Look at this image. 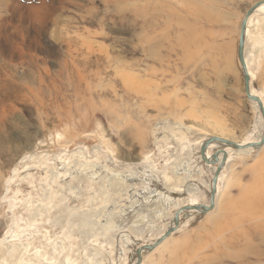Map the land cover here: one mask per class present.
Listing matches in <instances>:
<instances>
[{"label": "rangeland", "instance_id": "374dc122", "mask_svg": "<svg viewBox=\"0 0 264 264\" xmlns=\"http://www.w3.org/2000/svg\"><path fill=\"white\" fill-rule=\"evenodd\" d=\"M259 1L0 0V99L19 86L0 109V264H133L210 204L201 144L264 132L237 53ZM245 53L264 100V14ZM227 151L214 213H183L143 264H264V147Z\"/></svg>", "mask_w": 264, "mask_h": 264}, {"label": "water", "instance_id": "95a60500", "mask_svg": "<svg viewBox=\"0 0 264 264\" xmlns=\"http://www.w3.org/2000/svg\"><path fill=\"white\" fill-rule=\"evenodd\" d=\"M264 5V0H261L257 2L256 4L252 5L245 13L241 25H240V32H239V42H238V59L242 67V74L244 79V90L246 93V96L248 100L257 103V107L261 113L262 119L264 121V103L262 99L259 96H256L252 94L251 91V76L248 71V66L245 59V45H246V36H247V27H248V21L250 17L255 13V11L260 7ZM264 123V122H263ZM223 144L226 147L224 149H219L212 156H208V150L212 145L215 144ZM264 147V132L261 136L259 141L252 142L251 144H241L237 143L231 140L219 138L217 136H212L210 138H207L200 147L199 156L201 157V160L207 164V165H215L216 169L213 175V178L211 180V192H210V204L209 206L206 204H199L196 206L192 205H185L180 207L172 220L171 225L168 227V229L156 240H154L151 243H146L141 246H139L136 250V261L133 264H143L144 252H152L156 249H158L168 238H170L178 229L180 226L181 216L183 213H187L190 211H198L203 214H206L210 211H212L216 206V197L218 193V182L220 179V176L224 169H226V166L229 162V154L227 151V148H231L234 151H243L247 149H260ZM220 156H222V159H220Z\"/></svg>", "mask_w": 264, "mask_h": 264}, {"label": "bare ground", "instance_id": "6f19581e", "mask_svg": "<svg viewBox=\"0 0 264 264\" xmlns=\"http://www.w3.org/2000/svg\"><path fill=\"white\" fill-rule=\"evenodd\" d=\"M258 14H264V5H262V6H260L256 11H255V13L250 17V19H249V21H248V27H247V36H246V39L248 40V37H249V35H250V27L255 23V17L258 15ZM8 54H11V52H9ZM245 59H246V63H247V66H248V71H249V73H250V76H252V72H251V70H250V62H251V59L249 58V56L245 53ZM7 88H8V92H7V94L5 95V98H4V100L3 99H0V109L1 110H4V112H5V110H8V111H12L13 110V107H11L10 109H8L7 108V104L9 105V107H10V105L12 106V103H11V101H13V99L12 98H14L15 96H14V94L16 93V92H18L19 91V86L17 85V84H8L7 85ZM251 91H252V94H254V95H256V96H259L253 89H251ZM246 94V93H245ZM259 97H261V96H259ZM262 98V97H261ZM262 101H264L263 100V98H262ZM7 103V104H6ZM254 104H255V102H254ZM255 106L257 107V105L255 104ZM258 109V108H257ZM262 119V118H261ZM0 130H1V128H0ZM1 135V134H0ZM3 138H6V137H2L1 139H2V141H3ZM219 138H222V137H219ZM223 139H226V138H223ZM7 141V140H6ZM231 141H234V140H231ZM235 142V141H234ZM256 142V141H255ZM252 142H245V143H243L244 145H247V144H251ZM1 144H3V143H1ZM242 144V143H241ZM216 145H212L209 149H211V148H214ZM247 150H250V149H247ZM247 150H243V151H241V152H246ZM228 154H229V152H228ZM211 154H209L208 153V156H210ZM231 158H232V154H229V159H230V161H231ZM220 159H222V156H220ZM223 174V173H222ZM219 183V182H218ZM217 196H218V193H217ZM217 198V197H216ZM200 203H196L195 201H193L192 202V204H190V205H192V206H196V205H199ZM184 206V205H183ZM209 206V205H208ZM216 207H217V203H216V206H215V208L212 210V211H214L215 209H216ZM195 211V210H194ZM212 211H210V212H212ZM210 212H208V213H210ZM36 222V221H35ZM12 227V226H11ZM14 227V226H13ZM15 228V227H14ZM12 231V230H11ZM7 234H8V232H7ZM9 235V234H8ZM9 237V236H8ZM7 237V238H8ZM11 237H13V240H11V241H13L14 242V238H15V236L14 235H12ZM9 239V238H8ZM4 240V239H3ZM7 241V240H6ZM5 241V242H6ZM10 243V242H9ZM25 245V244H24ZM20 246H22V245H20ZM29 246V245H28ZM28 246H27V248H28ZM23 247V246H22ZM25 248H26V246H25ZM27 250H29V248L27 249ZM26 250V251H27Z\"/></svg>", "mask_w": 264, "mask_h": 264}, {"label": "crops", "instance_id": "0c3cea01", "mask_svg": "<svg viewBox=\"0 0 264 264\" xmlns=\"http://www.w3.org/2000/svg\"><path fill=\"white\" fill-rule=\"evenodd\" d=\"M230 154V153H229ZM230 160V159H229ZM210 202V201H209ZM204 204H206V203H204ZM209 204V203H208ZM207 204V205H208ZM192 215L193 214H195V213H200V215L203 217V220H204V217H206V216H209V215H211V214H213L212 212L210 213V214H208V213H206V214H201V212H190ZM204 215V216H203ZM195 217V216H194ZM190 221H193V218H192V220H190ZM203 226V223L202 222H199V223H197L196 225H192V226H190L191 228H190V231H192V232H190L192 235H193V239L192 240H189L187 243H188V246H193V247H201V246H203L204 245V243H203V241L199 238V234H200V232H202V230H201V228L200 227H202ZM178 231V230H177ZM170 238H168L166 241H168ZM165 241V242H166ZM164 242V243H165ZM163 243V244H164ZM162 244V245H163ZM143 257H144V255H143ZM149 259V257L146 255L145 257H144V261H147Z\"/></svg>", "mask_w": 264, "mask_h": 264}]
</instances>
